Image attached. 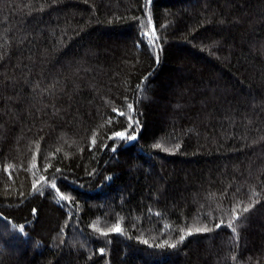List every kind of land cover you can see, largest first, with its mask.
Returning a JSON list of instances; mask_svg holds the SVG:
<instances>
[{"label":"trees","instance_id":"obj_1","mask_svg":"<svg viewBox=\"0 0 264 264\" xmlns=\"http://www.w3.org/2000/svg\"><path fill=\"white\" fill-rule=\"evenodd\" d=\"M0 264H264V0H0Z\"/></svg>","mask_w":264,"mask_h":264},{"label":"snow or ice","instance_id":"obj_2","mask_svg":"<svg viewBox=\"0 0 264 264\" xmlns=\"http://www.w3.org/2000/svg\"><path fill=\"white\" fill-rule=\"evenodd\" d=\"M118 135H120V136H123V134H118ZM130 139L131 138H134V137H129ZM53 187H55V185H53ZM62 199L64 198L63 196L61 197ZM245 212H247L248 211V207H245L244 209H243ZM228 226L229 227H232V223L231 222H229V224H228ZM111 230H114V231H120L121 229H120V227H119V225H116L113 229H111ZM196 231H207L208 229L205 227V228H197V229H195ZM234 232H235V228H233L232 229ZM103 234H106V233H103ZM192 234V230L190 229L189 231H188V235H191ZM184 237H181V239H183ZM170 246H172V247H175V245L173 244V245H170Z\"/></svg>","mask_w":264,"mask_h":264}]
</instances>
